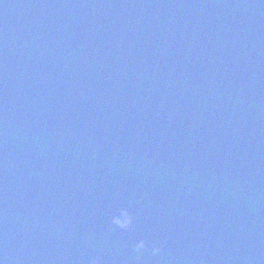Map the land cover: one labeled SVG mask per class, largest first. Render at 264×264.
<instances>
[{"label": "water", "instance_id": "95a60500", "mask_svg": "<svg viewBox=\"0 0 264 264\" xmlns=\"http://www.w3.org/2000/svg\"><path fill=\"white\" fill-rule=\"evenodd\" d=\"M0 264H264V0H0Z\"/></svg>", "mask_w": 264, "mask_h": 264}, {"label": "clouds", "instance_id": "9594fccd", "mask_svg": "<svg viewBox=\"0 0 264 264\" xmlns=\"http://www.w3.org/2000/svg\"><path fill=\"white\" fill-rule=\"evenodd\" d=\"M117 223H120V222H117ZM126 223V221H125ZM121 226H123V224H121ZM138 247H143V244L139 245ZM156 251H159V249H157Z\"/></svg>", "mask_w": 264, "mask_h": 264}]
</instances>
